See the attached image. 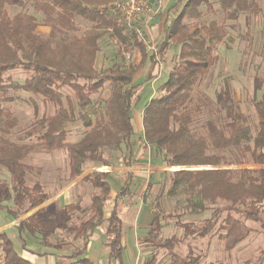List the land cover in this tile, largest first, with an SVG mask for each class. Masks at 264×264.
Listing matches in <instances>:
<instances>
[{
    "label": "trees",
    "instance_id": "16d2710c",
    "mask_svg": "<svg viewBox=\"0 0 264 264\" xmlns=\"http://www.w3.org/2000/svg\"><path fill=\"white\" fill-rule=\"evenodd\" d=\"M26 3L32 13L9 15L8 7L23 8ZM108 4V0H0V117L8 129L16 125L8 105L18 93L37 97L52 108L24 131L23 137L34 139L35 145L16 144L0 136V168L8 175L7 181L0 180V211L17 221L49 201L39 180L27 183L33 171L27 159L34 146L66 151L69 182L80 178L89 166L104 171L130 168L150 149L151 159L171 171L159 172L157 183L149 181L142 194L146 202L147 190L159 186L152 204L157 213L148 236L157 237L172 224L183 236L173 235L158 246L168 264H203L189 242L217 237L231 251L251 232L249 225L260 223L264 214L263 75L253 76L249 113L226 85L215 93L213 102L197 90L218 59L217 46L232 40L230 32L240 17L248 26L261 8L257 0H180L165 26L163 41L153 52L146 37L130 31ZM38 15L50 28L47 35L37 32ZM75 18L91 24L90 30L56 40L57 34L75 30ZM138 28L142 30L143 24L138 23ZM106 35L116 51L98 65ZM173 46L178 52L166 80L156 95L141 104V88L153 79L140 81L139 72L145 66L164 64ZM125 54H132L128 62ZM15 73L24 77L22 82L13 80ZM140 104L142 132L138 134L133 112ZM76 112L84 132L79 141L70 143L66 126ZM110 174L88 173L77 183L75 188H91L85 209L79 203L55 209L45 205L14 229L23 241L36 237L46 247L56 233L65 232L73 241H81V248L64 258L70 264H93L85 252L90 237L102 227L108 258L123 264V223L117 200L128 196V203L135 194L127 174L112 198ZM163 198L172 201V210L161 209ZM75 213L85 217L74 220ZM204 214L208 215L200 221H185ZM184 241L188 249L182 255L176 248ZM0 264H33L18 254L5 231L0 232ZM143 264H158L157 254Z\"/></svg>",
    "mask_w": 264,
    "mask_h": 264
},
{
    "label": "rangeland",
    "instance_id": "374dc122",
    "mask_svg": "<svg viewBox=\"0 0 264 264\" xmlns=\"http://www.w3.org/2000/svg\"><path fill=\"white\" fill-rule=\"evenodd\" d=\"M111 0H108L110 3ZM162 2L155 3L152 1V7L150 4L148 18L149 22L143 23L142 35H144L149 43V50H155L157 44L163 41L164 35L159 37L158 35H146L145 28L149 27L150 23L154 20V15L160 11ZM259 7L261 8L260 14L253 18L250 24L247 26L244 22V18L240 17L238 20V26L235 30L230 32L231 41L226 44H220L217 46L216 55L218 56L217 61L210 69L208 74L200 81L197 90L203 93L212 102L215 99V93L221 89L222 86H228L229 89L234 94L236 101H238L240 107L245 113H249L247 110V105L250 103L249 99L252 94V80L253 76L256 74H262L264 79V0H257ZM154 8V9H153ZM8 13L10 16L14 14L25 11L32 13V9L28 3L25 4L23 8L20 7H8ZM172 15L175 13V9L171 11ZM41 15L37 16V32L43 35H47L50 28L44 25ZM74 31H63L62 34H57L56 40L62 37H68L73 35H82L86 31L90 30L91 24L83 21L79 18L73 19ZM152 25V24H151ZM145 27V28H144ZM147 31V30H146ZM101 54L98 56V65L102 62L103 58L108 56H113L114 51H116L115 45H113L112 40L106 35L101 40ZM178 52V47L173 46L171 50L168 51L166 56V61L164 64L156 69L147 72V66L139 72L138 78L140 81H144L148 76L153 80L149 84L143 85L141 88L142 98L141 104L146 101V91L147 88L149 93L157 94V90L160 84L166 80L167 72L174 63L176 53ZM132 55V54H131ZM131 55L125 54V61L128 62ZM14 81L22 82L24 77L15 73L12 74ZM259 95V94H258ZM140 104V106H141ZM12 111L14 118L16 119V125L12 129H8L5 125V121L0 117V136L10 142L16 144H27L35 145L34 139H25L24 131L33 122L34 118L41 116L44 112H49L52 108L44 106L41 100L32 95L18 93L15 99L8 105ZM139 106V107H140ZM138 107V108H139ZM141 108V107H140ZM137 111V110H136ZM135 116V113H134ZM207 116V115H205ZM142 118V115H141ZM141 122V123H140ZM134 119V129L142 128V120ZM66 131L68 134L67 141L70 143H75L79 141L83 135L84 128L82 121L80 120L78 113H75V119L72 123L66 126ZM139 134V133H138ZM150 149L147 153L150 154ZM27 162L32 166L33 171L28 175L27 183L32 184L35 180H39L45 187L46 192L51 197L59 196V193L67 188L72 182L68 179V162L66 151H49L39 147L34 146L33 151L29 154ZM103 167L89 166L83 175L92 172H101ZM260 168V167H254ZM262 168V167H261ZM264 168V167H263ZM166 171H171L170 168H165ZM38 171V173H37ZM82 175V176H83ZM160 178L155 175L151 178V182L157 183ZM0 180H8V175L3 168H0ZM118 178L113 175L110 177L109 182H111V187L114 191L113 182ZM123 180H119L122 183ZM148 182H143L141 184L133 183L130 181L131 186L134 188L133 191H137L138 198L133 199L130 202L131 207L139 208L143 211L139 218L140 226H132L134 219L133 214L129 208L122 207L120 217L125 228H131L132 226V252L129 257L133 264H143L145 259L152 256L153 253L157 254L158 264H168V259L158 246L163 242V240L175 235L178 238L183 236L182 231L179 228L174 227L172 224L164 226L160 230V235L157 237L148 236V229L150 228L151 217H154L157 211L153 208L154 197L158 193V185H153L147 190V201L141 200V195L143 194ZM121 186V185H119ZM119 189V188H118ZM91 194V188L88 185L77 186L69 192L68 200L65 197L49 204L52 209L59 208L65 204L79 203L82 209H85L89 204V197ZM128 197V196H127ZM121 199L126 200V198ZM161 209L164 212L172 210V201L168 198H163L160 202ZM154 205V204H153ZM51 210V209H50ZM147 211V212H144ZM36 210L31 213L21 217L17 221H12L10 217L4 212L0 211V226L9 223V227L1 228L0 232L5 231L9 239L13 242L15 250L20 254L21 257L30 261L33 264H42L40 262L52 261L50 264H70V261L65 256H69L74 249L81 248V241H73L72 238L65 232H58L54 237L49 239V245L40 246L38 239L35 237H28V242L23 241L19 235L17 229H11L10 225H16L20 220L25 219L28 215H32ZM151 215V216H150ZM208 214H204L200 218L187 217L185 221H200ZM150 216V217H149ZM85 215L75 213L74 220H82ZM262 221H264V214L262 215ZM252 223L251 232L242 239L239 245H237L231 251L225 250L223 243L217 237L205 238L195 242H189L191 245V250L195 256L200 257V262L203 264H264V228L261 226L262 223ZM140 227V229H139ZM6 229V230H5ZM11 229V230H10ZM100 230V229H98ZM100 232V231H99ZM95 231V236H99L100 233ZM23 237V235L21 234ZM99 239L101 238L98 237ZM150 239L148 242L145 240ZM184 241L182 245L176 248L179 254H186L188 247ZM90 250L85 255L86 258L93 260L95 264L101 262L106 264L107 250L105 246H99L98 241L90 240L89 242ZM56 246L53 247V246ZM40 246V247H38ZM114 264V262L112 263Z\"/></svg>",
    "mask_w": 264,
    "mask_h": 264
},
{
    "label": "crops",
    "instance_id": "0c3cea01",
    "mask_svg": "<svg viewBox=\"0 0 264 264\" xmlns=\"http://www.w3.org/2000/svg\"><path fill=\"white\" fill-rule=\"evenodd\" d=\"M161 1H163V2H162V5H161V8H160V11L154 15V20L150 23L149 27H146V28L144 27L145 28V34L146 35H158L159 37H161V35H164L165 26L167 25V23L169 22V20L175 14L174 13L172 15L171 11L173 9H175V7L177 5H179V2H180V0H161ZM151 6H152V4H151ZM152 7H154V6H152ZM153 69L154 68L147 66V72L148 71H151ZM148 89L149 88H147V91H146V98H147L146 100H149L150 98H152L154 96L153 93H149ZM140 107L136 109L137 111L135 110L133 112V125H134V119H137L138 118L139 119V122H140V120H142V118H141V115H142V106H140ZM134 113H135V116H134ZM134 130H135V133H141L142 132V128L141 127L138 128L137 130L136 129H134ZM166 170L167 169H165L164 167L159 166L155 161H153V159H151L150 155L147 153L146 154V157H144V158L141 159V162L133 165L130 168H106L105 171L104 170H101V172H110L111 174H110L109 178L113 175L115 178H118V181L119 180H123L122 183H119L117 180H116V182L114 181L112 183L113 186H114V191H113V189L111 187V190H112L111 191V197L114 198L116 196V193L119 190L118 188L122 187V185H124V183L127 181V177H126L127 174L131 175V180H133V183H135V184L138 185V184L143 183L144 181L145 182H149L151 180V178H153L155 175H158L159 172L166 171ZM84 176L85 175H83L80 178H78L77 180L73 181L67 188H65L62 192L59 193V196L51 197L49 199V201L45 205H49V204H53L54 202H58V200H60L63 197H65V199L67 201L68 200V197L67 196H69V192L72 189L75 188V186L77 185V183ZM110 184H111V182H110ZM119 185H121V186H119ZM133 190H134V188L131 186V193L135 194V196H134V198H132V200L138 198V196H137L138 192L136 190L135 191H133ZM123 198H125V197H122V198H120V199L117 200V210H118L119 216L121 214L120 212H121V208L122 207L129 208V210L131 211V213L134 216V219H133V222H132V226L133 227H135V226H140L141 227V225H137V224H140L139 218L141 216H143L142 215L143 211H141V209L139 208V206L137 208L131 207L129 204H130V202L132 200L130 202H128V203H126L127 198H126L125 201L124 200L120 201ZM141 200H142V195H141ZM112 204H113L112 202L109 203V205L107 207V212H109V210L111 209ZM45 205H43V206H45ZM42 207L38 208L37 210L41 209ZM144 212H147V211H144ZM28 216H30V215H28ZM154 217H151L152 219H150V221H151L150 223H152ZM10 220H12V219L10 218L9 221ZM12 221H14V220H12ZM14 226L15 225H10L11 229H13ZM132 226H131V228H128L127 229V228L124 227V224H123V238H122V244L124 246V251H123V264H133L132 261H130L131 259H129L130 255H131V252H132L131 248H132V245H133V242H134L133 240H135L134 238H132V235H131V232L133 231L132 230ZM0 227L3 228V229L4 228H7V227H9V223H6L5 225L0 226ZM140 227H139V229H140ZM99 229L100 230H97L98 232L100 231L99 232L100 235L98 237L101 238V236H102V238L99 239L97 236H95V232H94L93 235L90 237L89 241L90 240H96V241H98V245L99 246L100 245L101 246H104L103 228L101 227ZM38 247H40V246H38ZM89 250H90V246H89V243H88L87 244V249H86L85 255L88 253ZM88 259L93 264H95L93 262V260H91L89 257H88ZM106 261H107L106 264H112L113 262H114V264H117L115 261L110 260L108 258V251H107ZM40 263L45 264V262H43V261L40 262ZM50 263H52V261H49L48 260V263L47 264H50ZM98 264H102V263L101 262H98Z\"/></svg>",
    "mask_w": 264,
    "mask_h": 264
},
{
    "label": "built area",
    "instance_id": "2783aa9c",
    "mask_svg": "<svg viewBox=\"0 0 264 264\" xmlns=\"http://www.w3.org/2000/svg\"><path fill=\"white\" fill-rule=\"evenodd\" d=\"M159 3L160 0H111L107 8L117 11L122 17L123 23L130 31L141 36L142 30L138 23H146L151 2Z\"/></svg>",
    "mask_w": 264,
    "mask_h": 264
}]
</instances>
